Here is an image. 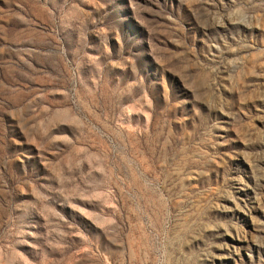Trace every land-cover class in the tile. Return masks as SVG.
Masks as SVG:
<instances>
[{"label":"rangeland","instance_id":"374dc122","mask_svg":"<svg viewBox=\"0 0 264 264\" xmlns=\"http://www.w3.org/2000/svg\"><path fill=\"white\" fill-rule=\"evenodd\" d=\"M0 264H264V0H0Z\"/></svg>","mask_w":264,"mask_h":264}]
</instances>
